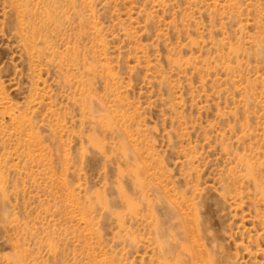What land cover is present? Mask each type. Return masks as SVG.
Segmentation results:
<instances>
[{"label":"rangeland","instance_id":"rangeland-1","mask_svg":"<svg viewBox=\"0 0 264 264\" xmlns=\"http://www.w3.org/2000/svg\"><path fill=\"white\" fill-rule=\"evenodd\" d=\"M0 264H264V0H0Z\"/></svg>","mask_w":264,"mask_h":264}]
</instances>
